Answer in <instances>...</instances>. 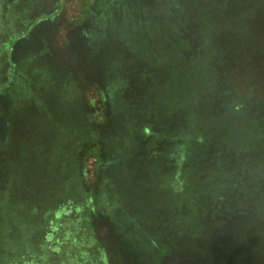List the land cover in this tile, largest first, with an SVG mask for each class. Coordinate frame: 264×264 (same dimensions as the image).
<instances>
[{
  "label": "rangeland",
  "instance_id": "rangeland-1",
  "mask_svg": "<svg viewBox=\"0 0 264 264\" xmlns=\"http://www.w3.org/2000/svg\"><path fill=\"white\" fill-rule=\"evenodd\" d=\"M264 0H0V264H264Z\"/></svg>",
  "mask_w": 264,
  "mask_h": 264
},
{
  "label": "trees",
  "instance_id": "trees-1",
  "mask_svg": "<svg viewBox=\"0 0 264 264\" xmlns=\"http://www.w3.org/2000/svg\"><path fill=\"white\" fill-rule=\"evenodd\" d=\"M261 105H264V102H262Z\"/></svg>",
  "mask_w": 264,
  "mask_h": 264
}]
</instances>
